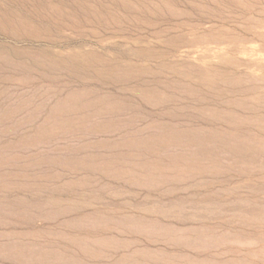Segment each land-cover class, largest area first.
Returning <instances> with one entry per match:
<instances>
[{
	"label": "rangeland",
	"instance_id": "rangeland-1",
	"mask_svg": "<svg viewBox=\"0 0 264 264\" xmlns=\"http://www.w3.org/2000/svg\"><path fill=\"white\" fill-rule=\"evenodd\" d=\"M0 264H264V0H0Z\"/></svg>",
	"mask_w": 264,
	"mask_h": 264
}]
</instances>
